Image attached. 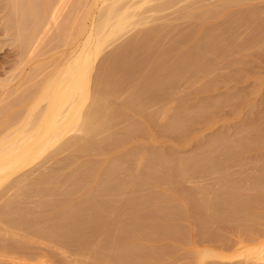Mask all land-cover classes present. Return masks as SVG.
I'll return each instance as SVG.
<instances>
[{"label":"rangeland","instance_id":"obj_1","mask_svg":"<svg viewBox=\"0 0 264 264\" xmlns=\"http://www.w3.org/2000/svg\"><path fill=\"white\" fill-rule=\"evenodd\" d=\"M68 3L72 4L71 1ZM199 3L201 5H199ZM94 7L92 19L99 18L96 16L100 13L97 12L98 6ZM69 8L68 5L67 11ZM65 9L64 7L63 11ZM190 10L193 13L188 15ZM67 11L64 13L67 14ZM134 11L137 13L136 15L139 16L138 19L140 18L139 23L137 21V25H135L136 23L128 25L124 31L121 33L119 32L121 35L118 33L106 41L101 50L102 52H100L99 57L97 56V59H95L96 61H94L95 68L100 64L104 56L113 55L116 58L118 54L120 59L117 57L118 60L115 59V61H124V65L120 63L121 67L118 66L119 64L115 67L113 63V68L116 69V72L118 71L119 73V68L124 66L126 72L127 69H129L128 71L130 74H128V72L123 73L125 70H123V72L121 70L123 75L126 74L134 77L142 71L145 73V76L147 75L146 79L150 80L149 83H156L154 81L158 79L157 77L160 78L162 74L165 77L166 74L163 72L169 71V73H171L172 70H174L172 68L175 67L178 68V70H181V68L184 69L182 65L186 62H182L181 59L183 56L184 58L186 56L188 58L184 59V61L191 59L190 61L193 63V57L196 58V55L198 54L199 56L200 54L195 53L196 47L194 46H196L198 42L199 46H197V48L200 50L199 47L203 45V41L195 40H202L205 34L208 36L210 34H216L215 37L210 35L213 38V40H211L214 41L216 37L218 39V36H220L218 40L221 43L217 40V46L214 47L213 44L216 42H213L211 47L213 46L212 48L214 49L211 50L215 52L213 54V51L209 52L211 54H207L208 58L205 57V59L207 58L206 60L202 59L204 64H201L202 62L200 63L201 68L200 66L198 67L200 68L198 72H200L197 75H193L191 71L192 77L188 72L189 77L192 78H188L189 80L187 79V81L184 79L183 81L180 80L175 83V86H173V88L176 87L175 89L170 88L171 86L162 87L164 89H172L171 96L168 94H163V96L159 94L158 92L161 88L159 85V91L157 88L158 86L156 87L155 85L154 88L152 87L149 89L150 87L147 86L149 83L143 78L145 77L144 74H141L143 75L142 81L144 80L142 83L145 84L146 82L147 84L145 85L149 87L146 88V90L149 89V95L150 92L152 93L154 91H152V89H156L158 92L157 94L156 92H154L153 95L151 94L154 97V101H147L149 104H145L146 106L144 105L143 111L142 108L141 110L140 108L135 110L138 106L134 107L135 111L133 109L131 110V108L129 110V108H125V106L124 111L127 110L128 113L123 115L122 113L124 112L120 111L119 114L121 117L118 116V114L115 115L113 119L114 124H116V116L119 119L116 125L111 122L112 126L110 125L111 127H109V129L111 128L110 130H112L111 132H117L120 129L122 132L124 128H128L129 125L137 124L136 128L135 125H133L134 127L131 126L133 127L132 133H129V135L127 134V136L124 135L125 138L123 140L121 139L117 144L116 142L114 145H112L113 143L109 145L105 144L106 148L104 145L102 147L104 150L99 151L100 153L102 152L101 154L99 152H93V154L90 153L91 156L87 154L85 156L81 155L80 157L75 149L81 148L82 145L80 144L83 142H75L77 144L73 143L74 146L71 144L68 150L61 151V154L58 152L59 154L54 158L56 159L55 162H52L51 159H45L47 153L53 150V148H51L44 155L34 160L30 166L28 165V167L26 166L18 170L3 181L4 183H1L2 186L0 185V264H103L102 262L104 260L107 264H256L258 259L264 254V0H151L146 3V6H142V8L140 7V9ZM94 12L97 13V15ZM185 13L187 14L185 15ZM236 17L238 20H235ZM59 19L60 17L58 20ZM58 20L57 22L60 21ZM198 24H207L206 28L203 29L204 31H201V33L198 32ZM50 25L48 29L53 27V31V29H55L54 24L52 27ZM208 27H211V29L209 30ZM153 28H156L157 35H161V33L158 34L159 31L163 33V37L165 36L164 38H160V35L157 36L156 32L152 34V36L155 35L154 37L156 40L158 37L160 41L163 39V41L160 42L162 43L161 46L163 45L162 49H160L161 47L159 46L160 48H158L157 51V47L150 45L152 41L149 40V38L151 39L152 37L150 36L151 34L149 35L150 37L140 42L141 45H133L132 47L129 41L136 33L138 35L141 32L144 33V31L145 33H151V29L153 30ZM162 28L163 30H161ZM169 28L171 30H169ZM50 32L51 30L47 32L48 34L44 39L40 40L41 42L43 41L42 43L40 42L39 44V41H36V48H38V45H41L39 47L40 50L37 49V56H33L34 54H32L36 52L33 50V46L35 45L31 46V50H33L32 53L24 51V54L26 53L25 56L31 54V56L34 57H32L33 59L28 55V57L22 54L21 56L19 55L20 50L18 49V44L15 42L16 36L12 31L11 33H13V35L11 34L9 37L6 36L7 38L0 32V99H2L0 100V135L1 133H5L4 130L6 128L8 130L10 124L13 126L15 124V128L12 127V129H16L17 126L20 125L23 121V117L31 108L44 80L60 66L62 61H65L69 49H72L71 44L67 43V46H65L66 44L64 45V43H61L60 38H57L58 40L56 39L58 42H56V40H52L51 42L50 40L53 38L48 40L49 36L51 37V34H53H49ZM197 33L200 37H198ZM195 34V37L198 39L193 36ZM183 35L187 37L185 38ZM54 37L56 38L58 36ZM45 39H47L46 43ZM174 39L175 41H173ZM169 41L172 43L170 44ZM147 43H150L149 45L152 48L147 45ZM119 47L122 48L119 49L121 51L120 56V51L115 54V51H118ZM43 48L45 50H42ZM38 50L40 52H38ZM200 52L203 54L202 49ZM125 54L127 56H125ZM190 55L191 58H189ZM153 56L154 59L157 57L155 61L158 59V61L155 62L156 66L151 63L152 61L150 62ZM62 57L64 60H62ZM190 61H188V64H190ZM174 71L177 70L175 69ZM126 75L125 77H127ZM194 76L196 77L194 78ZM199 76L202 78H199ZM150 77L155 79L151 81L152 79H150ZM144 84L142 85L143 88L145 86ZM129 90L123 92L121 95L122 97L124 95L123 98L120 96L122 104L123 102H127L125 98ZM146 90L143 91L147 93ZM2 92H4V95H2ZM167 92L169 91L164 93ZM157 95L158 97H155ZM144 98H141V100ZM147 98L143 100L144 103L146 100H149ZM155 98H158L156 102ZM40 105L41 106H39L37 110L43 106V103H40ZM139 106L141 107V104ZM196 106L199 107V111ZM193 107L195 109H193ZM134 112L136 113L134 114ZM137 112L140 113L138 114ZM179 112H185L186 116H190L187 117V119H190L187 120L185 118V121L183 118L184 126H178V128L172 127L173 129H171V126H166L168 125L167 121L170 119L171 115L173 116L176 114V116H178L181 114ZM184 114L181 115L183 116ZM180 117L178 116V118ZM172 118H175V116ZM108 130L107 133L110 132V130ZM9 131H11V128ZM103 134L106 135L105 133ZM103 134L97 135L94 137V140H96V138L99 139ZM77 135H79L78 131H73L68 133L63 138L64 140H62L64 142H72V138ZM219 138L221 139V143L219 142ZM215 139H218L217 143H220V150L215 154L210 153L213 157L215 155L216 159H213L206 150L210 142ZM85 144L87 145L88 143ZM76 145H80V147ZM86 145L83 143V146ZM144 150L146 154L140 157V152L144 153ZM206 153H208V157ZM161 155L170 159L174 157L173 162L180 159L178 157H184V159L188 160L191 159L190 162L200 159V165L202 163L201 161L205 162V165L202 163L203 167H201L202 165L200 166L201 169L198 168L200 171L199 173L197 169V173L194 171V175H191L189 178L188 176L185 178V176L184 180L183 178L182 180L178 179V172H175L176 169L174 170V168L176 167H174L175 165L173 166V164L165 171L169 173V175L172 173L173 177L170 175V181H172L174 177H176L178 181L174 178L172 182H166V180L162 178L165 181V184H163L162 179H157L158 181L155 179L157 183L159 181L162 182L158 184L160 187L163 186V189L166 187V190L170 193L173 194L175 192L174 194L180 197L179 199L182 206L179 199H176L178 203H176V200H174V203L171 201L170 203L172 204H169L170 206L168 204L163 206V203H159L161 207L157 206L156 209V205H150L152 200L155 199V197L154 199L152 198V194L154 195L156 190L152 189L150 191L152 186H149L150 188L146 186L142 188V191L145 189L146 191H144V194H149L144 195L145 197L142 198L143 201L145 200L149 203L146 202L145 204L143 202L145 207L140 208V205L142 207L144 204L139 202V206L137 205L136 199H141V192L139 193L140 197L136 192L141 191L139 190L141 188L137 191L135 189L136 192H132L131 188L128 189V192L125 189L124 192L120 194V202L115 210L108 214V221L106 223L109 226L106 224V226H108V228L105 227L107 228L106 233H99L100 235H97L99 229H101V224H105L102 223L104 219H101V214L91 215L90 219L88 218L87 221H85L86 218L84 219L83 222H85V225L82 224V229L84 226L85 235L81 234L82 237L79 235L80 238L77 237V241L73 239L74 242L70 241L68 243L64 242L65 239L44 231L28 232L26 230L27 232H25V229L22 230L16 221L17 224L14 222V225L13 223L10 225L6 223L7 216L17 219L19 216L17 212L19 208L23 206L19 204L21 206L18 205V209L13 205H9L8 207L3 206L6 200L11 198L15 192L23 189L22 186L24 188H29L28 186L30 183V189L34 187L43 189L48 186L47 183L41 182L40 184L38 181L40 180L39 174H41V172L44 173V171H46L47 175H45L47 177L49 176L48 178H53L51 176L55 177L56 175L62 178L66 175V172L68 173L71 168L73 169L75 167L79 159L80 161L81 159H88L89 162L95 159L97 162L94 160L95 162H91V164H98L102 169L106 168L110 163L109 161L122 159L121 162L124 161L123 164H126V167L129 166V168L130 163L134 160L135 163H132L130 170L133 168V171H137V169L140 168L139 172H136L138 174L146 170L142 162H145L147 158L152 159V157H155L152 160L154 161ZM71 156L72 158H70ZM201 156L204 159L206 157V160H202L203 158ZM137 159H140L141 163H139ZM58 160H60L61 163L58 162ZM99 160L100 162H98ZM49 161L51 162L48 163ZM147 162L146 164H148ZM136 164L140 165L139 168ZM34 168H37V171ZM170 169L174 170V172H171ZM88 171L89 170L86 172L82 171V179L88 177V175H86ZM165 171L159 172L164 174ZM201 171H203L202 173L204 176L201 174ZM26 172H28L27 174L29 177ZM194 172L191 173L193 174ZM156 173L157 172H155L154 175L158 176L159 173ZM161 173L160 176L163 175H161ZM84 174L86 178L83 177ZM24 175L27 177L25 178ZM45 175L41 174V176ZM153 176L152 178L155 177ZM212 176H214L213 178L217 177L215 179L216 181ZM18 177L20 179H18ZM79 177L80 174L79 176L76 175L74 177L75 182L70 181L69 183L67 182L69 180L63 181L62 183L64 179L62 178L60 182L61 186L60 183H58L59 190L57 188L56 192L58 197L55 194H48L47 199L50 201L54 197L53 202L58 203V201L61 200L65 201L71 197H77L80 192H78L77 188L74 189V186L72 188L70 185L76 182L80 183L78 181ZM156 178H159V176ZM207 178L210 179L208 180ZM14 179H18L17 184L11 185ZM186 179L189 180L187 181ZM194 180L199 182V184ZM30 181H34L35 185H33L34 182L32 183ZM80 181L82 182V180ZM200 182H205L204 184L206 187H209V190L212 188L210 193L208 192L210 197L213 198L214 195L213 199L217 198V204L213 205L215 211L213 208H209V210L213 211V213L211 212L212 215L209 213L207 214V212L210 211H206L204 206L203 209L202 203L200 204L199 202V195H201V193L198 192V195L197 190L202 188L200 190H206L205 192L207 193L208 189V187L203 189L204 184ZM207 182L210 185H207ZM166 183L172 186L168 184L169 187ZM194 184H196V186ZM200 184L201 187L199 186ZM32 185L33 187H31ZM220 186H223V188ZM14 187H18V189L16 190ZM215 188L217 190H215ZM32 191L33 190L30 192L33 193ZM151 192L152 194H150ZM211 192H213V194H211ZM214 192H217V194ZM71 193L72 195H70ZM73 193H75V195H73ZM49 195H52V198ZM141 195L143 196V193ZM55 196L57 200H55ZM155 196L157 199L158 194H155ZM28 197L31 202H26L24 204L32 208L37 198L32 194ZM121 197L123 198L121 199ZM133 199L134 204L132 203ZM129 200L132 201L130 202ZM63 201H61V203ZM216 202L214 201V203ZM34 207L35 206H33V211L36 209V207L35 209ZM165 207H167V209ZM4 209L7 211V213L3 212L5 215L2 213ZM36 210L35 212H39L40 209ZM45 210L43 209L42 212ZM46 212L49 211L46 210L45 213ZM161 212L163 213L161 214ZM14 213L18 216L16 217ZM104 213L106 214V212ZM114 227L117 229H113ZM110 231H112L111 234ZM109 245L111 246L109 247ZM111 247L113 248L111 249ZM257 247H259V250H256ZM109 250L110 254L108 255ZM106 256H109L110 259L106 258Z\"/></svg>","mask_w":264,"mask_h":264},{"label":"bare ground","instance_id":"obj_2","mask_svg":"<svg viewBox=\"0 0 264 264\" xmlns=\"http://www.w3.org/2000/svg\"><path fill=\"white\" fill-rule=\"evenodd\" d=\"M69 1H71L72 4L68 3ZM69 1L68 0H0V22H1L0 32L2 33V35L4 37H6V36L9 37V35H11V34L13 35V33L15 34V36H16L15 42H16V44H18L17 46H18V49L20 50V54H19L20 56H21V54L25 56L26 53L24 54V51L27 53H32L33 50L36 51V52L32 53V54H34L33 56H35V55L37 56L38 55L37 49H39V47L41 45H38V48H36V41L37 42L39 41L38 43L40 44V42H41L40 40L44 39L48 34L47 32H49L50 30H51V32L49 34H51V33H53V34H51L52 35L51 37L49 36L48 40H50V38H53L50 40L52 42V40L54 41L57 38L58 39L60 38L61 43H64V45L66 44L65 46H67V43L71 44V46H72V49L71 48H70L71 50L69 49L70 52L68 51V53H67V57H65V61L64 62L62 61L63 63L61 62L60 66H58L53 71V73H51V75L48 76V78L46 80H44V82L40 86L39 92L37 93V96H36L35 100L33 101L31 108L28 110L26 115L23 117V121L19 125L20 127L17 126L16 129H12V127H14L15 124H14V126L12 124H10V126L8 127V130L6 128L4 130L5 133H1V135L3 134L2 136L0 135V185L1 186L4 183L3 181H5L11 175L16 173L18 170H20L26 166L28 167V165L30 166V164L33 163L34 160H36L39 157H41L42 155H44L51 148H53V150L50 151L49 153H47L45 159H48V160L51 159L52 162H55L56 159H54V158H56V155L59 153L61 154V151L68 150L70 145L75 143V142H78V143L83 142L84 145H86L85 143H88L86 146H83V143H82V144H80V145H82L81 148L75 149L77 151V153H79V156L81 157V155H83V156H85L87 154L90 155V153L93 154V152H99V151L104 150L102 147L105 144L109 145L110 143L111 144L113 143L112 145H114L115 142L117 144V142L121 141V139L123 140L125 138L124 135L127 136V134L129 135V133H132V131H133L132 129L134 127L133 125H135V128H136L137 124L133 120V122L135 124H133V122H132L133 125H129L128 128H124V130L122 132L120 131L121 129L118 130L119 132L118 131L117 132H115V131L111 132L112 130H110L111 128L109 129V127L112 126V123L114 124L113 119H114L115 115L118 114V116H120V114H119L120 111L124 112V113H122L123 115L125 113H128L127 110L124 111L125 108H127V107L129 108V110H130V108H131V110L132 109L134 110V107L138 106L135 110H138L139 108L141 110V108H142V111H143L144 105L149 104V103H147V101H149V102L154 101V97L152 95L154 92H156V94H157V92L159 91V86L161 88L163 86H166V87L171 86L170 88L175 89L176 87L173 88V86H175L174 85L175 83L179 82L180 80L183 81L184 79L187 81L188 78L191 79L193 77V75H197L200 72V71L198 72V70H200L201 64H204V61H202V59L206 60L208 58L207 54H211L209 52L213 51L212 54L215 52L214 50H211V49H214V48H212L213 46L214 47L217 46V40L220 37L217 35L218 39L216 37V39H214V41H212L213 38L211 36L215 37L216 34L215 35L210 34L211 36L210 35L208 36L207 34H205L203 36L202 40L196 38L195 37L196 34L193 35L196 39H198L195 41H201V42L203 41L202 42L203 45H201L199 47L200 50L197 48V46H199L198 42L196 43L197 45L194 46V47H196V49L194 48L196 50L195 53H200V54L198 56V54L196 55L194 53L197 56L196 57L193 54L196 58H194L192 55V57H193L192 62L193 63H191V61H190L191 59L184 61V59H188V58H187V56L185 58L183 56L181 60H182V62H186V63L185 64L182 63L183 65L181 64L182 67L184 68V69H182L180 67L182 71L180 69H179L180 70L179 71L178 68H176V67L172 68L174 70L176 69L177 71L172 70L171 73H169V71L163 72L164 74H166L165 77L163 76V74L162 75L160 74L161 75L160 78L155 76L158 78L156 81H154L156 83H153V82L149 83L150 80L146 79L147 75L145 76V73L142 71H141V73L139 72L140 74H137L134 77L126 75V74H124V75L122 74L123 70H125V67L123 66L124 61L123 60H122L123 62H121L120 60L115 61V59H117V57H118L117 52L120 51L119 49H122L120 47L118 48V51L117 50L115 51V54H117L116 58L113 55L104 56L102 58L100 64L97 66V68H95L96 66H94V61H96L95 59H97V56L99 57L100 52H102L101 50L103 49V46L105 45L106 41L111 39L113 36H115L119 32L121 33L122 31H124V29H126V27L128 25L135 24V23H136L135 25H137L139 23L140 18L138 19L139 16L136 15L137 13H135L134 10L140 9V7L142 8V6L143 7L146 6V3H148L151 0H127V1L126 0H73V1L69 0ZM66 5H67V7H66ZM68 5L70 8L67 11ZM199 5H201V4L199 3ZM94 6H98L97 12L98 13L100 12L101 14L99 13L98 16H96L97 13L94 12L96 14L95 16L99 17V18H95V19L93 18L92 19V14H93V10H94L93 8H95ZM64 7L66 9L63 11ZM194 7H195V5H194ZM82 8H83V10H82ZM187 10H188V8H187ZM66 11H67V14L64 13ZM191 13H193V12H191V10H190V13L188 15H190ZM186 14L187 13H185V15ZM62 15H63V17H62ZM59 17H60V19H59L60 21L58 20ZM57 20L59 22H57ZM235 20H238L237 17L235 18ZM137 21H138V23H137ZM53 24H54L55 29H53V31H52V28H53L52 25ZM49 25L52 27V28L50 27L51 29H48ZM168 25H169V23H168ZM206 26H207V24L206 25L200 24L199 27L197 28L198 32L201 33V31H204L203 29H205ZM211 27L210 28L208 27L209 30L211 29ZM47 29H48V31H47ZM161 30H163V28ZM169 30H171V29L169 28ZM11 31L13 33H11ZM148 31H150V30H148ZM154 32H156V28L155 29L153 28V30L151 29V33H149V32L145 33V31H144V33H142V32L139 33V35L136 33L137 35L135 34L136 36L134 35L129 42L131 43L132 47H133V45L134 46L138 45V44L141 45L140 42L147 39L148 37L152 36V34ZM211 32H213V31H211ZM159 33H161V35ZM158 34L160 36L157 35V32H156V35L159 36L160 38L165 37V36L163 37L162 32L158 31ZM166 35H167V32H166ZM54 36H58V37L55 38ZM154 36L155 35H153L152 37H154ZM152 37H151V39L149 38V40H152L151 44L147 43V45H149V44L151 46L154 45V47H157L156 48L157 51H158V48H160V47H161L160 49H162L163 45L161 46L162 43H160V42L163 41V39L160 41L159 37L157 40L155 37L154 38H152ZM198 37H200L199 34H198ZM166 38H167V36H166ZM153 39H155V40H153ZM46 40L47 39H45V43H46ZM57 40H56V42H58ZM173 41H175V39ZM172 42H170V44ZM213 42L214 43L216 42V43L213 44ZM218 42L221 43L219 40H218ZM59 44H60V42H59ZM212 44H213V46L211 47ZM33 45H35V46H33ZM31 46L34 47L33 50H31ZM47 46H48V43H47ZM142 46H143V43H142ZM44 47H45V45H44ZM55 47H56V45H55ZM153 49L156 50L155 48H153ZM201 49H202L203 54H201V52H200ZM39 50H38V52H40ZM42 50H45V49L43 48ZM150 51H152V50H150ZM120 54H121V51L119 53V56H120ZM28 56H30V58L33 57V56H31V54H29ZM125 56H127V55L125 54ZM210 56H212V55H210ZM205 57H207V58L205 59ZM189 58H191V55ZM27 59L30 60L29 58H27ZM155 59L153 56V58H152V60H150V62L152 61L151 63H153L156 66L155 62L158 61V59L156 61H155ZM62 60H64L63 57H62ZM132 60H134V59H132ZM188 61H190V64H188ZM116 62H118V63H116ZM113 63L115 64V67L118 64H119L118 66L121 67L120 63L121 64L123 63L122 66L124 68L122 67L123 68L122 69V68L118 67L119 68V73H118V71L116 72V69L113 68ZM134 63H136V62H134ZM137 64H139V63H137ZM199 66H200V68H198ZM127 67H128V65H127ZM121 70H122V72H121ZM128 70L129 69H127V72H128V74H130ZM196 70H197V73H196ZM93 71H94V73H93ZM160 71H159V73H160ZM191 71L193 72L192 73L193 75L191 74ZM125 72H126V70L123 73H125ZM188 72L192 75V77H189ZM120 73H121V75H120ZM141 74H144L145 77H143V75H141ZM155 74H157V73H155ZM186 74L188 75V77ZM125 75L128 78L125 77ZM185 76H186V78H185ZM142 77L144 79H146L147 83H149V84H147L145 82V84H147V86H149L150 88L147 87L144 83H142L144 81V80L142 81V79H143ZM195 77L196 76H194V78ZM199 78H202V77L199 76ZM199 78H198V80H199ZM150 79H152V78L150 77ZM154 79H152L151 81H153ZM143 84L145 85L144 86L145 89L142 86ZM154 85L156 87L159 85L157 87L158 91L156 89H152V91L153 90L154 91L152 93L150 92V95H149V89H151L152 87L154 88ZM146 88H149V89L146 90ZM161 88H160L161 93H160V91L158 93L162 94V96H163V94H166V95L168 94L169 96L172 95L171 94L172 89L170 90L169 88H165L166 89L165 90L164 88H162V90H163L162 91ZM127 90H129L127 93V97L125 96L126 97L125 100L127 99V102H125V103L123 102V104H124L123 105L122 102L120 101V96L123 94V92H126ZM143 90H146L147 93ZM166 91H169L170 93L169 92L164 93ZM124 94H126V93H124ZM2 95H4V92H2ZM147 95H149L150 97L152 96L153 98L152 97L150 98ZM0 96H1V94H0ZM144 96H145V98H144ZM123 97H124V95H123ZM147 97H149V98H147ZM155 97H158V95ZM141 98H144V99L147 98L149 100H146V102L144 103L143 102L144 99L141 100ZM150 99H153V100H150ZM156 99H158V98H155V102H156ZM0 100H2V99H0ZM40 103L41 104L43 103V106L40 107L39 110H37V108L39 106H41ZM140 104H141V107L139 106ZM194 107H193V109H195ZM161 108H160V111H161ZM164 108H165V106H164ZM198 108L199 107H197V110H198ZM200 108H201V106H200ZM135 113L136 112H134V114ZM179 113L184 114L185 112L184 113L179 112ZM138 114H136V115H138ZM142 115H143V112H142ZM180 115H178V116L180 117ZM173 116H175V118H172ZM173 116L171 115L170 119L168 118L169 122L167 121L168 125H166L169 127L171 126V129H173L175 127L178 128V126L183 127L184 126L183 123L185 121V118L187 119V117H190V116H186V113L183 115L184 117L181 115L180 118H178V116H176V114H174ZM116 118L117 119L115 120V123L117 124V120L119 118L117 116H116ZM183 118H184V121H183ZM180 119H182V120H180ZM188 119H190V118H188ZM139 121H140V119H139ZM185 123H187V122H185ZM116 124H114V125H116ZM114 125H113V127H114ZM131 126H133V127H131ZM10 128H11V131H9ZM108 129L110 130L111 133L110 132L107 133ZM147 129H149V128H147ZM73 131H78L79 135H77L75 137L71 136V137H74V138H72V140H73L72 142H69V141L64 142L63 138L68 133L73 132ZM103 133H105L106 135H104ZM99 134H101V135L103 134V136H101V137L99 136L100 137V138L98 137L99 139L96 138V140H94V137H96ZM220 138H222V137H220ZM220 138H219V142L221 143ZM217 141H218V139L212 140L210 142V144L207 146L208 149L205 148V149H207L206 152H208L209 155L213 159L215 158V155L213 157L211 154L212 153L215 154L220 150V148H219L220 143L219 142L217 143ZM75 144H77V143H75ZM80 145H76V146L80 147ZM72 146H74V144ZM222 146H223V144H222ZM105 148H106V145H105ZM227 150H228V147H227ZM70 151H72V150H70ZM136 152H138V151H136ZM145 152H146L145 150H144V153L140 152L141 153V154L139 153L140 157H141V155H145L146 154ZM71 153H73V152H71ZM208 153H206V156L208 155ZM219 153H221V152H219ZM130 154H132V153H130ZM96 155H97V153H96ZM203 155H205V154H203ZM59 156H61V155H59ZM70 158H72V156ZM153 158H155V157H152V159H150V158H147L146 160L144 159L145 162H142V163L144 164V168L146 170H145V172L138 173V174L136 172L137 171L139 172V169H140L139 164H136V165H138V168H139V169H137V171H133L134 170L133 168H132V170H130V168L132 167L131 166L132 163L133 164L135 163L134 160H132V163H130V168H129V166L126 167V164H123L124 161L121 162L122 159L121 160L118 159V160H114V161H109L110 163L106 166V168L102 169V168H100V166L97 163H96L97 165H94V163L91 164V162L96 161L95 159H94L95 161L91 159L92 160L91 162H89L88 159L87 160L81 159V161L79 159V162L76 163V165L73 169L72 168H71V170L68 169L69 172L70 171L71 172L70 173L68 172L69 174L66 172V175H64V177H62V178H64L62 180V183H63V181H67V180H69V181H67L68 183L70 181H74L75 180L74 177L76 175L79 176V174L81 177L82 171L86 172L87 170H89L88 171L89 173L88 172L86 173V175H88V177L86 178L85 177L86 175L84 174L83 177L86 179H82V177L80 179V177H79L78 181L80 183H77V182L72 183L73 185L71 184L70 186H72V188L74 186V189L77 188L78 192H80V193L75 198L71 197L70 199H66L65 201L61 200V201H63L62 203H61V201H58V203H54L53 202L54 197L53 198L51 197L53 194H55L57 196L56 192H57V188H58V183L61 182L62 178L60 176H57V175L55 177L51 176L53 178H48L49 176L48 177L46 176L47 175L46 171H44V173H42L41 171H43V170H41L40 171L41 174H43V175L46 174V175L41 176V174H39L40 180H38V179L37 180L40 182V184H41V182L47 183L48 186L43 188V189L35 188V187L33 189H30V184H31L30 183L28 186L29 188H24L22 186L23 189H20L17 192H15V194L11 198L6 200V203L3 206L8 207L9 205H13L17 209L19 208V206H21V205H23V206H21V208H19V210L17 212L19 216L14 213L16 217L18 216V218L14 219V217H10V216L8 217L7 216L6 217V219H7L6 223H8L9 225L13 223V225H14V222L16 221L18 223V226L22 230L25 229L24 230L25 232H27V231L28 232L29 231H34V232L44 231V232L56 235V237L59 236L62 239H65L64 242L68 243L70 241H73V239H76V241H77L78 238L82 237V235H85L84 226L82 229V224L85 223V222H83L85 218H86L85 221H87L88 218L90 219L91 215L101 214V219L102 220L104 219V222H102V223H105V224H101V227H100L101 229H99L98 234H97V235H100L99 233H101V234L106 233V231H107L106 229L109 226L106 223L108 221L107 220L108 214H109V212H112L115 210L116 206L120 202V194L122 192H124L125 189L128 192L129 191L128 189L131 188L132 192H136L139 188H141V189H139L141 191L136 192V193H138V196H139V193L141 192L140 193L141 197L139 196L141 199H136L137 200L136 203L138 205L139 202L142 204H144V203L146 204L147 201H145V200L143 201L142 197H145L144 195L149 194V193L144 194L145 193L144 191H146V190L144 189V191H142V188L143 187L145 188L146 186L147 187L152 186L153 188L151 187L150 191L152 189H155L156 192L154 190L153 191L155 192L156 195L158 194V196L156 199L155 194L153 195L152 192L150 193V194H152L153 199L155 197V199L152 200L150 205H156L155 208L157 209V206L161 207V206H159V203L160 204L163 203V206L164 205L166 206L167 204L168 205L172 204V203H170L171 201H173V203H174V200L180 198L174 194L175 192L172 194L168 190H166L167 189L166 187L163 189V186H161L162 187L161 188L158 184L161 181H159L158 183L156 182L157 179L160 180L162 178L165 179L166 182L170 181V175H171V177H173V176H172V173L169 175V173H167L165 171L166 169L170 168V166H172V164H173V166L175 165L174 167H176V168H174V167L173 168H174V170L176 169L175 170L176 173L178 172L177 173L178 179L182 180V178H183V180H184L185 178H187V176L189 178L191 175H194L195 174L194 171H196V173H197V169L198 168L201 169V167H203L202 163L205 165V162L201 161L202 162L201 163L202 166H201L199 163L200 159L195 161V160H193V156H192V160L194 162L193 161L190 162L191 159L190 160L184 159V157H182L183 159L181 157H178L180 159H177L174 162H173L174 157H172V159H170L168 157L161 155V156H158L156 158V160L152 161ZM188 158H191V157H188ZM140 159H137L139 163H141ZM194 159H196V158H194ZM202 160H206V157H205V159L203 158ZM209 160H211V159H209ZM147 161H149V162H147ZM50 162L51 161H49L48 163H50ZM58 162H60V160H58ZM98 162H100V160ZM146 162L148 164H146ZM105 164H107V163H105ZM42 165H43V163H42ZM58 168H60V167H58ZM61 168H62V166H61ZM35 170L37 171V168ZM84 170H86V171H84ZM163 170L165 171L164 174L159 172V171H163ZM174 170H171V172L172 171L174 172ZM40 172H38V173H40ZM155 172L159 173V175H158L159 178H156L158 176L154 175ZM191 172H194V173L192 174ZM199 172L200 171L198 169V173ZM202 172L203 171H201V174H203ZM27 173L28 172H26V174ZM160 173H161V175L162 174L163 175L160 176ZM24 176H25V178L27 176L29 177L28 174H27V176L26 175H24ZM40 176H41V178H40ZM152 176L154 178H152ZM203 176H204V174H203ZM59 177H60V179H59ZM213 177L214 176H212V178ZM174 178H176V177H174ZM174 178L172 179V181L174 180ZM216 178H213V179L215 180ZM18 179H20V178L18 177ZM18 179H14L11 185L17 184ZM207 179L209 180L210 178H207ZM76 180H77V177H76ZM80 180H82V182ZM176 180H177V178H176ZM196 180H197V178H196ZM196 180H194V181H196ZM221 180H223V179H221ZM19 181L23 182L22 180H19ZM172 181H170V182H172ZM198 181H199V179H198ZM30 182H32V181H30ZM162 182H163V184H165L164 180ZM179 183H180V181H179ZM197 183L199 184V182H197ZM200 183L204 184L205 182H200ZM168 184L169 183H166V185H168ZM196 184H194V185L196 186ZM219 184H220V181H219ZM19 185H21V184H19ZM33 185H35V182ZM33 185L31 187H33ZM204 185H203V189H206L208 186L206 187V185H205V187H204ZM207 185H210V184L207 182ZM60 186H61V183H60ZM170 186H172V185H170ZM199 186L201 187V184ZM217 186H219V185H217ZM211 187H213V186H211ZM220 187L223 188V186H220ZM14 188H16V190L18 189V187H14ZM216 188H219V187H216ZM216 188H215V190H217ZM67 189H68V187H67ZM135 189H136V191H135ZM200 189H202V188H200ZM200 189L199 190L195 189V190H197L198 195H199V193H201V195H199L200 201L199 200L198 201L200 202V204L202 203V208L204 206L206 208V211H207V210H209V208L210 209L213 208V205L217 204V202H216L217 198L215 197L216 199H213L214 195H213V198L209 196L210 195L209 193L212 190V188L209 190V187H208L207 193L205 192L206 190H200ZM31 190H33L32 191L33 193L30 192ZM58 190H59V188H58ZM147 190H149V189H147ZM215 190H213V191H215ZM171 191H173V190H171ZM64 192H63V194H64ZM147 192H149V191H147ZM217 192L216 193L214 192V193L217 194ZM30 193L32 195H34V197L37 198L36 201L34 202L33 206H35L36 209H40L39 212H35V211H37L35 209V207H34L35 211H33V206L31 208L29 206H26V204H24L26 202H31V201H29V197H28L29 195H31ZM142 193H143V196L141 195ZM48 194H52L51 196L50 195L49 196L52 198V199L51 198L50 199L52 200L53 203L51 202V200L49 201V199H47ZM60 194H61V192H60ZM68 194H69V192H68ZM211 194H213V192H211ZM70 195H72V193ZM73 195H75V193H73ZM56 196H55V200H57ZM0 197H1V194H0ZM122 198L123 197H121V199ZM124 198H126V197H124ZM30 199L32 200V197ZM214 201L216 203H214ZM179 202L181 203L180 199H179ZM132 203L134 204V199H133ZM136 203H135V205H136ZM147 203H149V202H147ZM176 203H178V201ZM19 204H21V205H19ZM145 204L142 207L140 205V208L145 207ZM135 205H133V206H135ZM181 206H182V203H181ZM165 208L167 209V207H165ZM214 208H213V210H214ZM43 209L44 210L46 209L49 212L45 213L46 210L42 212ZM162 209H163V207H162ZM162 209L160 208L161 211H162ZM0 210H1V208H0ZM209 211L210 212H207V214L209 213L212 215L213 211L212 210H209ZM3 212L7 213V211H5V209L2 211V213ZM104 212H106V214ZM5 213H3V214L5 215ZM93 213H95V214H93ZM162 213L163 212H161V214ZM11 214H12V211H11ZM215 214H213V215H215ZM119 215H120V213H119ZM167 215H169V214H167ZM216 218H217V216H216ZM105 219H106V221H105ZM3 224H5V223H3ZM106 224L108 226H106ZM4 227H5V225H4ZM6 227H7V225H6ZM11 227H13V226H11ZM105 227H107V228H105ZM115 227L113 229H117ZM111 232L112 231H110V234H111ZM27 234H29V233H27ZM36 234H38V233H36ZM38 235H35V236H38ZM42 235H43V233H42ZM79 235H81V236L79 237ZM50 236H52V235H50ZM111 242H112V240H111ZM111 242H110V244H111ZM110 246L111 245H109V247ZM113 247H111V249ZM250 248H253V247H250ZM256 250H259V247H257ZM250 251H247V252L251 253ZM109 254H110V250H109L108 255ZM106 258L110 259L109 256H106ZM106 258H104V259H106ZM104 261L102 262L103 264L106 263ZM258 261H259V263H258ZM258 261L256 262V264H264V254L258 259ZM250 264H252V263H250Z\"/></svg>","mask_w":264,"mask_h":264}]
</instances>
